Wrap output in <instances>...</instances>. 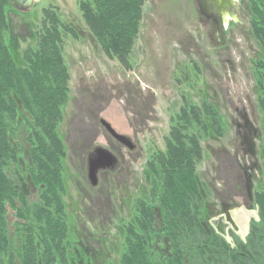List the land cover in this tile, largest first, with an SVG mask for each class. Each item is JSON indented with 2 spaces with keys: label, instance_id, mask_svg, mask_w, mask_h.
<instances>
[{
  "label": "rangeland",
  "instance_id": "rangeland-1",
  "mask_svg": "<svg viewBox=\"0 0 264 264\" xmlns=\"http://www.w3.org/2000/svg\"><path fill=\"white\" fill-rule=\"evenodd\" d=\"M80 2L36 0L26 10L9 8L4 36L16 63L25 66L23 54L37 46L44 8L53 6L74 30L64 39L70 86L58 129L65 145L62 198L72 263L120 264L126 226L138 216V200L159 207L152 201L151 189L154 184L161 186V178L150 172L149 164L166 151L176 127L198 138L201 156L196 157L195 173L205 191V221L233 245L247 241L251 225L260 221L255 194L264 191L259 106L264 81L255 75V63L264 59V50L251 24V1H237L242 23L230 20L222 26L225 42L221 44L212 22L199 14L196 0H147L128 66L103 51L85 23ZM205 103L220 116V132L212 128ZM190 107L199 109V120L188 126L180 117ZM101 118L130 137L135 148L114 139ZM18 126H25L21 118ZM26 130L12 140L21 162L7 170L32 204L40 202L41 191L25 179L29 173L24 153L30 149ZM98 146L110 150L118 161L114 169L101 170L93 186L87 163ZM7 218L14 237L18 219L13 209L9 208ZM159 246L168 250L163 241Z\"/></svg>",
  "mask_w": 264,
  "mask_h": 264
},
{
  "label": "trees",
  "instance_id": "trees-1",
  "mask_svg": "<svg viewBox=\"0 0 264 264\" xmlns=\"http://www.w3.org/2000/svg\"><path fill=\"white\" fill-rule=\"evenodd\" d=\"M146 1L79 3L86 25L103 51L125 66L141 29ZM250 1L254 14L251 24L264 50V1ZM13 7L11 0H0V264H73L62 198L65 145L58 129L70 86L64 39L74 30L53 6L44 8L37 46L25 50V66L17 64L4 41L7 12ZM255 65L257 79L264 81V59ZM259 106L264 127V95L259 97ZM213 108L204 104L212 128L220 132L221 118ZM189 109L180 118L191 126L193 119L199 120V109ZM20 118L24 127L18 126ZM26 128L30 149L24 153L29 173L25 179L41 191L40 202L32 204L7 170L21 162V152L12 140ZM176 128L167 140L166 151L149 164L150 172L161 178V186L154 184L151 189L159 212L153 203L138 200V216L126 226L120 264H264V191L255 194L260 221L251 225L247 241L233 245L216 235L205 221V191L195 173L196 157L201 156L198 138ZM9 208L18 219L14 237L7 218ZM162 241L168 250L159 246Z\"/></svg>",
  "mask_w": 264,
  "mask_h": 264
},
{
  "label": "water",
  "instance_id": "water-1",
  "mask_svg": "<svg viewBox=\"0 0 264 264\" xmlns=\"http://www.w3.org/2000/svg\"><path fill=\"white\" fill-rule=\"evenodd\" d=\"M36 0H11L14 8L18 10H26L30 8ZM238 0H196L198 12L207 20L214 21V28L218 34V40L221 44L225 42V34L222 26L228 24L230 20L242 23L236 10ZM100 123L105 130L118 142L133 150L135 144L125 134L119 133L104 118L100 119ZM117 157L108 149L98 146L90 153L88 157V179L93 186L98 183V173L105 169H114L117 164Z\"/></svg>",
  "mask_w": 264,
  "mask_h": 264
},
{
  "label": "flooded vegetation",
  "instance_id": "flooded-vegetation-1",
  "mask_svg": "<svg viewBox=\"0 0 264 264\" xmlns=\"http://www.w3.org/2000/svg\"><path fill=\"white\" fill-rule=\"evenodd\" d=\"M203 18V17H202ZM204 20L208 21V22H212L213 24V31L216 33L217 37H218V34H217V31L215 30L214 28V21L213 20H207L206 18H203Z\"/></svg>",
  "mask_w": 264,
  "mask_h": 264
}]
</instances>
